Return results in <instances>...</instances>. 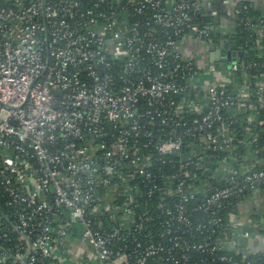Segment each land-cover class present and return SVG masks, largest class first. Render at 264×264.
Listing matches in <instances>:
<instances>
[{
  "label": "built area",
  "instance_id": "obj_1",
  "mask_svg": "<svg viewBox=\"0 0 264 264\" xmlns=\"http://www.w3.org/2000/svg\"><path fill=\"white\" fill-rule=\"evenodd\" d=\"M217 17L200 0H0V264H257L264 20L253 49ZM221 41L230 67L209 64ZM250 192L262 213L241 219Z\"/></svg>",
  "mask_w": 264,
  "mask_h": 264
},
{
  "label": "crops",
  "instance_id": "obj_2",
  "mask_svg": "<svg viewBox=\"0 0 264 264\" xmlns=\"http://www.w3.org/2000/svg\"><path fill=\"white\" fill-rule=\"evenodd\" d=\"M202 5L208 10V11H216L218 13V17L220 18V23L216 24L214 21V24H216L217 29L222 30V32H228L231 29L234 28L236 25L235 21L236 18L234 17V9L241 5L242 3H248L252 7H254L257 10L264 11V0H200ZM250 208L243 206V209L241 208L240 217L241 219H246L248 215L251 213ZM248 246L250 247L251 251L253 252H259L264 249V236L259 235L255 240H252L249 242ZM71 251L73 254L74 260H83L82 256L87 254L88 250L82 245L78 244L76 246H71ZM60 263L65 264V258L59 254L58 256Z\"/></svg>",
  "mask_w": 264,
  "mask_h": 264
},
{
  "label": "trees",
  "instance_id": "obj_3",
  "mask_svg": "<svg viewBox=\"0 0 264 264\" xmlns=\"http://www.w3.org/2000/svg\"><path fill=\"white\" fill-rule=\"evenodd\" d=\"M243 4V3H242ZM241 4V5H242ZM245 4H248V3H245ZM250 6V10L249 11H245L243 12L240 16H239V19L235 22H237V24H239V28H238V32L236 33L235 35V38L234 40L236 41L237 45L244 48L245 47V44L248 43L249 47H253V49L255 48V45H254V37L252 36L253 32L251 30V27L250 25H253V24H256V23H259L261 20H264V11L262 12V10H257L255 9L254 7H252L250 4H248ZM182 42V39L180 41V43ZM226 155H222V159L225 158ZM258 159H261L263 161V164H256V167L258 169H264V153L259 155V158ZM166 169V167H164ZM213 171L214 169H211V172L210 174H208V176L212 177L213 176ZM166 173V172H165ZM159 178H160V175H159ZM215 180H210V182L216 184L214 182ZM261 194H264V188H262ZM248 195L250 196H253L255 197V201L253 203L254 206H252V208H250V211L252 210L253 214L255 215H260L262 212H260V209L257 208L256 206L258 205L257 203L259 202V200H256V197L259 199V193L256 194V192H250ZM237 202V201H235ZM5 203H6V200L5 198H1V201H0V206L4 207L5 206ZM242 209H243V206H241ZM6 207H4L5 209ZM7 209V208H6ZM1 210V208H0ZM7 213L8 214H11V211L10 209H7ZM259 217V216H258ZM196 218L197 221H203L205 220V217H200V216H197ZM12 219L14 220L15 217L12 216ZM259 233L262 235H264V231H259ZM230 234V233H229ZM2 234L0 233V236ZM228 238L229 240H231V234L228 235ZM226 254H230V255H234V253L232 252H226ZM252 259H255L256 260V263L257 264H262L264 263V250L258 252L257 254H253L252 255ZM236 257L237 259H240L242 258V256H234Z\"/></svg>",
  "mask_w": 264,
  "mask_h": 264
},
{
  "label": "water",
  "instance_id": "obj_4",
  "mask_svg": "<svg viewBox=\"0 0 264 264\" xmlns=\"http://www.w3.org/2000/svg\"><path fill=\"white\" fill-rule=\"evenodd\" d=\"M239 18H237L238 20ZM215 23L219 24L220 23V18H215ZM234 50H236V46L234 44H230L225 41H221L219 48L215 50V52L210 53V63L209 64H215V63H220V62H226L228 63L229 67L232 62V55H235ZM239 57L242 55L241 52H238L237 54Z\"/></svg>",
  "mask_w": 264,
  "mask_h": 264
},
{
  "label": "rangeland",
  "instance_id": "obj_5",
  "mask_svg": "<svg viewBox=\"0 0 264 264\" xmlns=\"http://www.w3.org/2000/svg\"><path fill=\"white\" fill-rule=\"evenodd\" d=\"M255 220V219H254ZM256 221V220H255Z\"/></svg>",
  "mask_w": 264,
  "mask_h": 264
}]
</instances>
